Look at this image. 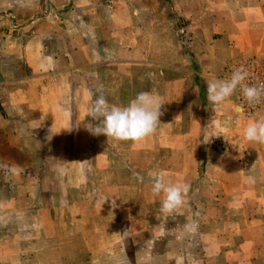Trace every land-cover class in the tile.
Here are the masks:
<instances>
[{
	"label": "crops",
	"instance_id": "1",
	"mask_svg": "<svg viewBox=\"0 0 264 264\" xmlns=\"http://www.w3.org/2000/svg\"><path fill=\"white\" fill-rule=\"evenodd\" d=\"M180 23L189 33L187 47L206 97L208 81L218 79L227 63L264 60V0H0V111L10 116V126L23 128V140L31 139L33 111L49 113L59 123H42L68 135L66 112H88L99 92L106 99L122 96L116 104L123 106L138 93H158L161 80L175 87L176 74L184 72H171L169 79L170 72L161 68L191 63L178 39L165 35H175ZM86 69L94 71L95 79L85 81L79 70ZM144 78L146 88H138ZM96 80L102 84L99 92ZM32 94L39 95L38 103H32ZM234 108L235 95L215 107V133L222 129L228 138L238 133L239 144L221 153L205 152L201 177L211 183L200 189L208 190V197L197 199L198 210L180 218L162 214L156 208L160 199L151 200L149 212V200L138 198V186L135 196L113 202L106 196L111 186L96 183L95 167L87 172L93 179L86 183L87 195L82 194L86 185L72 178L77 168L10 167L0 186V264H264V212H259L264 207V144L244 139ZM203 114L201 109L197 131L204 142L209 130ZM88 123L98 121L88 115ZM160 126L159 142L177 141L174 133L159 138L164 134ZM192 128L189 118L184 140L191 138ZM95 136L88 131V142L95 143ZM111 142L116 140L103 135L104 159L111 158ZM33 153L40 160L42 152ZM125 158L137 164L141 156L131 147ZM219 160L229 165L218 166ZM56 175L61 176L57 188L49 183ZM54 191L57 197L44 198ZM237 205L245 209L225 221L224 206ZM193 220L196 231L185 232Z\"/></svg>",
	"mask_w": 264,
	"mask_h": 264
},
{
	"label": "rangeland",
	"instance_id": "2",
	"mask_svg": "<svg viewBox=\"0 0 264 264\" xmlns=\"http://www.w3.org/2000/svg\"><path fill=\"white\" fill-rule=\"evenodd\" d=\"M162 4L166 5L165 2ZM165 14L171 15L167 6H165ZM180 26L181 29H183V32L178 28L175 31V35H172V32L169 33V31H166L165 35H168L169 37L175 36L178 39L181 46H183L181 52L191 59V63L185 65L177 64L175 65L177 69H175L174 66L161 68L164 71L170 72V74L165 75V77H170L169 79L173 77L171 76V72L184 73L176 74V77L179 75L180 77L178 78L179 83H176L175 87H169L167 85V82L170 80H161L159 92H155V94L152 95L160 102H164L160 109L162 115L160 116L161 123L159 124L161 125L160 133L163 131L164 134L162 135L159 133V138L164 135L165 138H167L169 134L173 135L174 133L177 141L174 143H167L165 140H161L159 142L158 137L155 136V134H157L156 130L153 135L141 142H111V144H109V150L112 151L110 155L111 158L104 159L103 153L105 152V149L103 134L95 136V143L88 142V130H86L85 127L88 120L87 111L80 110L79 112H66L68 115V135L60 133L57 127L51 125V127H49L47 126V123H42V120L43 122L49 121V123H51L52 120H55L59 123V121L49 113L44 111H33L31 115L33 119L31 125V139L26 137L25 140H23V128L10 126L8 123L10 116L6 112L4 113L3 111H0V186L2 183L5 184L6 177L4 174L10 167L30 168L39 166L45 169L49 168L58 171L60 169L64 172H66V169L74 167L77 168V174L72 176V178L74 177L73 179L75 182L86 185H82V187H84L82 194L87 195L91 193V191H87L86 183L91 180L93 181L92 177L88 175L87 172L95 167L97 172L95 174L97 178L96 183H99L101 186H111V190L106 192V196L109 197V199L113 200V202L120 203L127 196H135L136 191L138 190V198H142L147 202L149 200L148 204L150 207L148 210L150 212L151 209H154L153 206H151V200L162 199V197L154 196L151 192L153 184L152 176L155 173H163L166 175L167 179L174 183L183 182L190 185V192L186 198L187 203L180 212H177L174 215L180 218L189 215L190 209H192V212L198 210V208L196 209L195 201L200 198L208 197L207 193L209 192L208 190H201L200 187L205 183H211V181L206 179L203 180L201 177L206 163L205 152L210 150V152L221 153L223 150H232L237 144H239L240 137L238 136V133H235L228 138L226 135H222L223 131L221 129L218 133L221 135L211 137L210 142L205 143V141L203 142L202 139H200L197 128L199 127L201 109L204 111L202 117L209 130L208 138L216 134L215 131L218 132V122L215 118V107L209 103L206 97L205 84L202 79L195 74L198 70V66L195 61H193L192 54L187 47L189 33L188 31L186 32L182 23H180ZM186 69L193 73L189 75L187 71H184ZM87 70L88 69L85 71L79 70V73L84 76L85 81L87 76L92 79L95 74L94 71L89 72ZM146 72L150 73L149 70H145V73ZM135 73H137V71H135ZM220 77L221 74L218 79H220ZM147 81L149 82V80L145 78L140 80L137 84L138 88H146ZM95 82V89L100 90L102 86L101 82L98 83L97 80ZM4 92H6V90H3V93ZM39 98V95L32 94V103H38ZM19 99L22 100L23 96H19ZM118 99H122V96H110L107 100L109 104L117 105L116 103ZM129 102H127V104L122 102V105L127 106ZM233 113L234 116L241 121L244 128L248 125L245 123V121L247 122V119L258 116L264 117L263 113L252 115L244 114L237 108L236 100ZM16 116L19 117L17 112ZM189 118H192V136L191 138L186 136L187 140H184L182 135L188 130ZM168 120L172 121V125H168ZM167 126L171 129L168 130ZM213 128H217V130ZM31 130H29V132H31ZM179 138L181 139L180 141L178 140ZM131 147L140 153L141 159L138 160L137 164L131 163L128 158H125L126 153L130 152ZM24 151H27L28 153L37 152L39 154L42 152V157L40 160L39 158L33 159V156H35L34 153L32 154V157H24ZM239 161L242 162L241 157H239ZM244 163L246 162L244 161ZM244 163L242 162L241 165H244ZM213 164H216V162H213L212 165ZM220 165L226 167L229 165V162H227V160H219L218 166ZM136 174H139L144 178L143 182L136 179ZM58 177L60 178L61 176L56 175L55 178L49 182L50 184H55V188L59 187ZM64 177L66 180L67 177ZM69 178H71V176H69ZM136 186H138L137 190ZM43 192L45 194V191ZM49 193L50 192H46V195L44 196L45 199L57 197L59 191H54V193L51 194ZM100 195L103 196L102 194ZM160 206L161 205L156 208L160 209ZM247 207H250L248 209H253V206L251 207V205ZM255 208L256 206L254 209ZM243 209L245 208H241L238 205L237 208H233V206H224L223 216L226 217L225 221H230L231 218L229 215H232V218H234L237 214L239 215L242 213ZM259 212H264L263 206L260 207ZM13 222L14 220H11V223ZM232 243L233 241L231 244ZM228 258H231V255L227 256V259Z\"/></svg>",
	"mask_w": 264,
	"mask_h": 264
},
{
	"label": "clouds",
	"instance_id": "3",
	"mask_svg": "<svg viewBox=\"0 0 264 264\" xmlns=\"http://www.w3.org/2000/svg\"><path fill=\"white\" fill-rule=\"evenodd\" d=\"M248 77L245 69L234 68L228 78H212L207 84L209 103L213 107H219L230 100L237 91L249 105L264 103V82L248 83ZM163 103L150 93L141 92L127 106L110 105L105 95L99 92L87 113L92 121L98 123H88L85 127L92 135L103 134L116 141L141 142L153 135L161 123L160 109ZM219 135L210 136L205 143L210 142L211 137ZM243 137L248 142L264 144V118L248 124L243 130ZM136 179L143 182L144 178L136 174ZM152 179V194L162 197L161 213L167 217L180 212L187 203L190 185L183 182L174 183L163 173L153 174ZM197 227L193 220L185 225V232L194 233Z\"/></svg>",
	"mask_w": 264,
	"mask_h": 264
},
{
	"label": "built area",
	"instance_id": "4",
	"mask_svg": "<svg viewBox=\"0 0 264 264\" xmlns=\"http://www.w3.org/2000/svg\"><path fill=\"white\" fill-rule=\"evenodd\" d=\"M234 68H243L248 72V83L264 82V60L262 59L256 57L235 59L225 65L220 79L230 77ZM235 100L237 108L246 115L264 114V103L249 105L239 91L235 94Z\"/></svg>",
	"mask_w": 264,
	"mask_h": 264
},
{
	"label": "trees",
	"instance_id": "5",
	"mask_svg": "<svg viewBox=\"0 0 264 264\" xmlns=\"http://www.w3.org/2000/svg\"><path fill=\"white\" fill-rule=\"evenodd\" d=\"M0 109H1V107H0Z\"/></svg>",
	"mask_w": 264,
	"mask_h": 264
}]
</instances>
